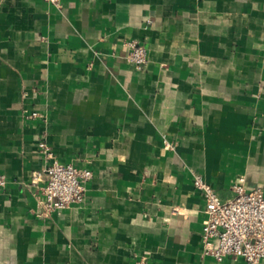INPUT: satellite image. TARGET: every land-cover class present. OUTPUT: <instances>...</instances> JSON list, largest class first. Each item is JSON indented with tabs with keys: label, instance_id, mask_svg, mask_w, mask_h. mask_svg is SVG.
<instances>
[{
	"label": "crops",
	"instance_id": "1",
	"mask_svg": "<svg viewBox=\"0 0 264 264\" xmlns=\"http://www.w3.org/2000/svg\"><path fill=\"white\" fill-rule=\"evenodd\" d=\"M39 137L93 172L48 218ZM194 171L264 192V0H0V264H248L201 255Z\"/></svg>",
	"mask_w": 264,
	"mask_h": 264
},
{
	"label": "built area",
	"instance_id": "2",
	"mask_svg": "<svg viewBox=\"0 0 264 264\" xmlns=\"http://www.w3.org/2000/svg\"><path fill=\"white\" fill-rule=\"evenodd\" d=\"M56 8L61 0H44ZM127 48L126 59L136 69L147 61V50L135 39H124ZM36 110L23 115L25 120L41 118ZM164 146L173 144L163 137ZM37 147L45 164L35 170L31 183L38 187V211L41 218L61 211L69 205H80L85 201V183L93 172L88 167L64 163L55 158L44 137H39ZM193 186L204 199V219L200 231L201 255L222 261L225 257L242 259L248 264H260L264 260V192L260 187L247 188L243 177H237L230 184L232 195L221 198L205 180L200 171L192 174ZM7 184L0 173V191ZM143 258H141L142 261Z\"/></svg>",
	"mask_w": 264,
	"mask_h": 264
}]
</instances>
